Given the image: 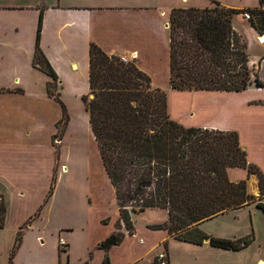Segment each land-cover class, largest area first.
Segmentation results:
<instances>
[{
	"label": "crops",
	"instance_id": "crops-1",
	"mask_svg": "<svg viewBox=\"0 0 264 264\" xmlns=\"http://www.w3.org/2000/svg\"><path fill=\"white\" fill-rule=\"evenodd\" d=\"M187 2L0 0V199L6 208L0 233H5L8 223L14 237L22 232L14 258L16 264H22L19 257L25 240L38 236V223L55 235L52 246L57 264L62 261V254L57 249L59 239L68 245L64 256L67 264L70 260H75L76 264L88 260L101 263L104 253L97 249L98 244L114 230L113 220L102 222L104 217H115L116 212L106 206L105 199L102 200L107 198L108 184L105 186L104 182L108 179L98 170L102 165L100 159H96L99 154L94 152L90 158L88 148L79 146L69 133L62 139V151L58 153L66 172H58L57 183H52L56 154L51 142L63 115L60 104L48 94V86L56 83V95L71 116L63 98L70 93L81 99L88 93L89 47L92 43L109 56L126 57L134 62L150 78L153 88L168 92L171 101L168 97L167 108L172 120L187 128L235 131L247 162L255 165L264 176V88L258 87L253 80L240 92L175 91L169 86V14L174 8H188ZM191 7L203 8V5L194 3ZM248 10L253 12L249 22H253V37L258 40L259 35L264 34L260 18V14H264V0ZM40 18L42 57L39 64L33 65ZM233 29L237 31L234 26ZM258 47V54L248 62L252 69L259 67L264 58V44L260 43ZM45 62L56 80L44 71ZM175 100L176 109L173 106ZM86 123L79 125L88 131L87 113ZM44 127L48 128V141L40 147L38 141ZM227 174L232 182L245 180L247 192L259 195L255 175H248L241 168H229ZM78 183L81 190L77 199L74 187ZM27 194L33 197V209L24 214L26 211L21 208L13 218L10 201L23 200ZM261 201L264 205V197ZM107 209L109 212L112 209L111 216L105 212ZM210 220L199 225L205 233H208L206 225ZM136 240L138 244L134 243ZM165 242L169 264H178L170 252V245H181L187 253H199L197 256L230 251L211 247L209 242L202 245L184 243L165 230L145 228L132 236L126 234L122 243L110 248L107 255L111 264H136L149 253L153 258ZM260 262L264 263V260L258 259L256 264ZM192 264L219 263L194 258Z\"/></svg>",
	"mask_w": 264,
	"mask_h": 264
},
{
	"label": "trees",
	"instance_id": "trees-1",
	"mask_svg": "<svg viewBox=\"0 0 264 264\" xmlns=\"http://www.w3.org/2000/svg\"><path fill=\"white\" fill-rule=\"evenodd\" d=\"M262 0H260L261 2ZM209 7L174 8L169 14V86L175 91L246 90L251 69L245 42L232 26L239 10L211 1ZM252 12V11H251ZM253 13V12H252ZM39 20L33 65L40 63ZM46 63L44 70L56 75ZM255 84L264 83L255 78ZM89 91L81 97L88 123L119 210L116 229L97 249L101 264H111L107 252L124 239L123 225L134 233L130 212L164 209L167 219L153 230H165L177 241L240 251L252 237L236 241L207 235L199 225L224 212L251 204L264 212V176L246 160L235 131L184 127L168 113L165 91L134 62L123 63L97 45L89 47ZM65 117L66 108L59 99ZM63 119V118H62ZM229 168H241L258 179L259 195L249 194L245 180L232 182ZM5 203L0 199V229ZM20 233V232H18ZM17 240L14 242V249ZM13 249V250H14ZM92 258V254L89 255ZM87 264V261L85 262Z\"/></svg>",
	"mask_w": 264,
	"mask_h": 264
},
{
	"label": "rangeland",
	"instance_id": "rangeland-1",
	"mask_svg": "<svg viewBox=\"0 0 264 264\" xmlns=\"http://www.w3.org/2000/svg\"><path fill=\"white\" fill-rule=\"evenodd\" d=\"M183 1L186 2L187 0H183ZM211 1L220 2L223 6H227L230 8H235V7L241 8L239 10L241 11V13L234 15L232 24L237 30L236 33L241 36L242 40L246 44L248 60L252 61V59H254V57L258 54L259 51L258 44L260 43L258 42V40H256L253 37L254 36L253 33L254 26L252 25L253 22H249L248 20L243 19L242 13L248 12L252 17L253 14L248 9L255 6H259L260 0H188L186 6L189 8L194 3H198L199 5H203L204 8V6L206 7L212 6L213 4L211 3ZM260 16H261L260 17L261 22L264 25V14H260ZM250 69H251V79L254 81L255 78H257L258 76L259 67H257L256 69H252V68ZM48 87L50 93L56 95V91L58 90V88L56 87V83L53 82ZM165 93L167 98L169 97L171 101V95H169V93L166 91ZM66 96L63 98V100L65 101L67 107L69 108L72 118L69 115L68 110H66L65 117L63 116V119L60 120V122L57 125V129L55 133L56 137L54 136L52 138L51 145L56 154V158L54 161L55 166L53 170L54 172L53 180H52L53 184L55 182L57 183L56 176L58 172L60 173L66 172L65 164L60 160V158H58L59 156L58 153L62 151L60 150V148H62L61 142L66 134L69 133L72 137V140L76 141V143L79 146L82 145L84 147H87L89 154L88 156L90 158L94 156V152L99 154L93 135L89 127V123H88V131H85L87 129L83 130L79 125V124L81 125L87 124L86 112L84 111L83 108L84 105L81 102L82 100L79 97H76L75 94L68 93L66 94ZM175 98L178 101L177 97ZM176 100L173 103L175 109L176 106H178L176 105ZM47 126L49 127V132H50V126L49 125ZM47 134H48V128L47 127L42 128V134L39 136L38 146L41 147V145L44 144V141L46 144V142L48 141ZM97 156L98 157H96V159L98 158V161L100 159V163L102 164V160L100 156L99 155ZM43 161H41V163H43ZM98 170L100 171V173H103L104 178L106 179L107 176H105L106 173L103 164L99 165ZM106 184H108L107 198L105 196L102 200L104 199L106 200V206H108V208H112V209L114 208L116 212V216L112 218L104 217L103 218L104 220L102 219V222L108 223L109 220H113L112 222L114 225V230H113L114 232L115 230L118 231V229H116L115 224L119 220V210L115 202V197L113 192L114 190L110 186L108 180L104 182L105 186ZM74 190H75L76 198L78 199L81 190L80 183H78L74 187ZM26 196L27 197H24L23 200H20L18 198L10 201V207L12 209L13 218L17 216L21 208L22 209L24 208L23 212L26 211L24 212V214L30 212L33 209L31 208L33 197H28V194ZM97 197L99 199V191H97ZM112 209L111 212H109L108 209L105 212L109 213V215L111 216ZM130 219L132 223V229H134V233L136 231L142 232L145 230V228H150L151 226L154 225L163 224L162 222L166 221L167 219V211L164 209H147L139 213L130 212ZM14 222L15 220L13 221V223ZM30 222H27V224H30ZM11 227L12 226L10 225V223H8L7 229L6 231H4L5 233H0V264H16L14 258L17 255L18 248L20 247V243L22 240V232L20 231V233H17L14 237L12 233L10 234V232H12ZM120 228L121 229L119 231H121L124 234V236L129 232H131L126 230L123 225H121ZM206 228H208V233L206 234L215 238L227 239L233 241H236L238 239H244L246 237H252V239L248 244V246L239 252L214 251V252L204 253L203 255L200 254V256H197L199 255V253L192 254L191 252L189 253L185 252V250L183 249L184 247H181V245H177V244L175 246L170 245V252L171 254L173 253V255L175 256V259L178 262V264H192L194 258L198 260L199 259L202 260L203 258H206L207 262H211V263L216 262L219 264H256V261L258 259L264 260V212L258 209L257 207H255L254 205L245 207L238 211H229L218 218L212 219L207 222ZM36 229L40 230L37 233L38 236L36 237L34 235V237H28V239L25 240L22 246L23 248H22L21 256L19 257L22 261V264H57L55 254L53 252L54 248L52 246L53 240L55 238L54 233L49 232L48 230L45 229V227L43 228V225L41 223L37 224ZM134 233L132 235H134ZM213 233L215 235L212 236ZM15 239L17 240V242L14 249ZM136 242L134 243L138 244V240H136ZM139 242L142 243V240L140 239ZM166 246H167L166 242L163 243L161 250L159 247L158 250L155 251L156 255L162 251L167 253ZM57 249L59 253L62 254V261L60 262V264H67L64 259L67 249L61 250L58 247V244H57ZM152 255H153L152 253H149L136 264H154L156 255H154L153 258ZM101 263L98 262L97 260L87 261V264H101ZM68 264H76V261L70 260ZM78 264H85V262H79Z\"/></svg>",
	"mask_w": 264,
	"mask_h": 264
},
{
	"label": "built area",
	"instance_id": "built-area-1",
	"mask_svg": "<svg viewBox=\"0 0 264 264\" xmlns=\"http://www.w3.org/2000/svg\"><path fill=\"white\" fill-rule=\"evenodd\" d=\"M242 17H243V19H245V20H248V21L251 20V15H250V13H248V12H244V13H242ZM261 35L264 36V34H261ZM261 35H259V37H258V41H259V43H263V44H264V41H263V42L260 41V36H261ZM119 60H120L121 62H123V63L130 62V60H128L126 57H119ZM57 244H58V247H59L61 250H66L67 247H68L67 243H66L64 240H62V239H59ZM154 264H169V260H168L167 253L164 252V251L158 253V254L155 256V263H154Z\"/></svg>",
	"mask_w": 264,
	"mask_h": 264
},
{
	"label": "water",
	"instance_id": "water-1",
	"mask_svg": "<svg viewBox=\"0 0 264 264\" xmlns=\"http://www.w3.org/2000/svg\"><path fill=\"white\" fill-rule=\"evenodd\" d=\"M257 78H258L259 81L264 83V58H262V60L260 61L259 72H258ZM257 195H258V193H257ZM204 242H208V240L205 239Z\"/></svg>",
	"mask_w": 264,
	"mask_h": 264
},
{
	"label": "bare ground",
	"instance_id": "bare-ground-1",
	"mask_svg": "<svg viewBox=\"0 0 264 264\" xmlns=\"http://www.w3.org/2000/svg\"><path fill=\"white\" fill-rule=\"evenodd\" d=\"M260 41H261V42L264 41V36H263V35L260 36ZM260 264H264V263H263V262H260Z\"/></svg>",
	"mask_w": 264,
	"mask_h": 264
}]
</instances>
